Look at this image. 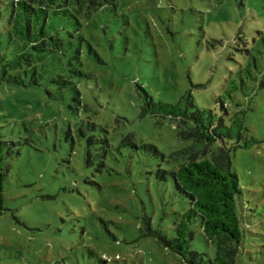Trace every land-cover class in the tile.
<instances>
[{
    "label": "rangeland",
    "instance_id": "374dc122",
    "mask_svg": "<svg viewBox=\"0 0 264 264\" xmlns=\"http://www.w3.org/2000/svg\"><path fill=\"white\" fill-rule=\"evenodd\" d=\"M81 33L91 76L79 86L93 114L49 100L42 87L0 85V139L14 151L0 264H186L143 235L148 216L171 237L174 212L188 200L157 176L166 161L140 146L168 155L190 142L168 118L141 116L138 86L169 103L190 91L198 107L219 109L229 80L241 79L251 96L249 134L259 142L231 157L242 189L238 264H264V87L250 90L264 83V0H119ZM234 95L247 100L242 90ZM87 115L96 129L82 124ZM128 135L136 147L124 144ZM192 247L214 254L198 227Z\"/></svg>",
    "mask_w": 264,
    "mask_h": 264
},
{
    "label": "trees",
    "instance_id": "16d2710c",
    "mask_svg": "<svg viewBox=\"0 0 264 264\" xmlns=\"http://www.w3.org/2000/svg\"><path fill=\"white\" fill-rule=\"evenodd\" d=\"M118 1L0 0V85L42 87L49 100L93 114L79 86L82 78L91 76L83 70L85 38L81 29L95 14L115 9ZM230 81L225 94L217 98L219 109L198 107L190 91L169 103L155 100L145 87L138 86L143 100L141 116L168 118L176 124L178 139L190 142L168 155L152 144L140 146L166 161L168 166L159 169L157 176L169 177L174 191L188 200L185 210L174 212L171 237L161 226L155 228L148 216L143 218V235L156 238L186 264H238L244 238L238 202L242 189L231 157L237 148H248L259 140L249 134L246 123L251 96L245 92L244 80L240 85ZM263 87L264 83L255 84L250 90L254 93ZM238 90L246 101L236 99ZM82 124L88 131L97 128L88 115ZM123 142L136 147L131 135ZM13 153L7 141L0 139V213L5 209L6 160ZM86 156L89 163L90 150ZM197 227L205 242L214 246L213 255L192 247Z\"/></svg>",
    "mask_w": 264,
    "mask_h": 264
}]
</instances>
